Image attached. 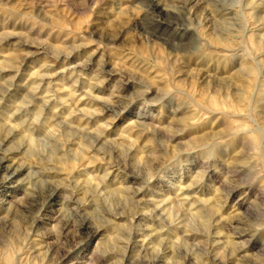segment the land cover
Returning <instances> with one entry per match:
<instances>
[{
    "label": "rangeland",
    "instance_id": "1",
    "mask_svg": "<svg viewBox=\"0 0 264 264\" xmlns=\"http://www.w3.org/2000/svg\"><path fill=\"white\" fill-rule=\"evenodd\" d=\"M0 264H264V0H0Z\"/></svg>",
    "mask_w": 264,
    "mask_h": 264
}]
</instances>
